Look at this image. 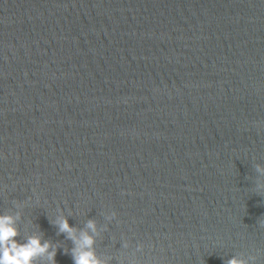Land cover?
<instances>
[{
	"label": "water",
	"instance_id": "obj_1",
	"mask_svg": "<svg viewBox=\"0 0 264 264\" xmlns=\"http://www.w3.org/2000/svg\"><path fill=\"white\" fill-rule=\"evenodd\" d=\"M257 165L264 0H0V212H21L17 240L37 225L72 264L62 211L107 225L109 264H264Z\"/></svg>",
	"mask_w": 264,
	"mask_h": 264
},
{
	"label": "clouds",
	"instance_id": "obj_2",
	"mask_svg": "<svg viewBox=\"0 0 264 264\" xmlns=\"http://www.w3.org/2000/svg\"><path fill=\"white\" fill-rule=\"evenodd\" d=\"M257 172H264V168L256 166ZM13 205L20 209L22 204L13 201ZM62 211H57L50 219V223L57 228L58 234H65V238L72 242V247L62 249L64 254L71 256L72 264H109L111 257L101 259L97 256L94 245L95 237L102 231L107 230V225L97 228L93 219H88L84 227L77 229L74 225H69L68 216ZM115 212H108L104 215L106 221H112L115 218ZM21 218V212L17 210L14 214L0 212V264H56L55 256L57 254L58 244L43 239L42 233L38 231V226L34 225L30 234L17 240L20 231L17 227V221ZM31 224V221H29ZM264 226V219L259 221ZM127 247V243H123ZM140 245H137L139 250ZM256 256L241 254L230 256L223 264H255Z\"/></svg>",
	"mask_w": 264,
	"mask_h": 264
}]
</instances>
